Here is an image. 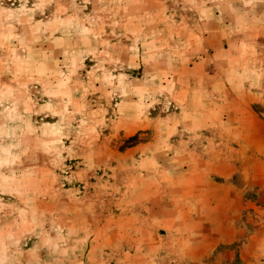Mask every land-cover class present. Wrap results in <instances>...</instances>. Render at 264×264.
<instances>
[{
  "label": "rangeland",
  "instance_id": "1",
  "mask_svg": "<svg viewBox=\"0 0 264 264\" xmlns=\"http://www.w3.org/2000/svg\"><path fill=\"white\" fill-rule=\"evenodd\" d=\"M0 264H264V0H0Z\"/></svg>",
  "mask_w": 264,
  "mask_h": 264
},
{
  "label": "crops",
  "instance_id": "2",
  "mask_svg": "<svg viewBox=\"0 0 264 264\" xmlns=\"http://www.w3.org/2000/svg\"><path fill=\"white\" fill-rule=\"evenodd\" d=\"M225 182H227L226 179H225ZM227 185H229V186L231 187L233 184H232V182L230 181L229 183H227Z\"/></svg>",
  "mask_w": 264,
  "mask_h": 264
}]
</instances>
